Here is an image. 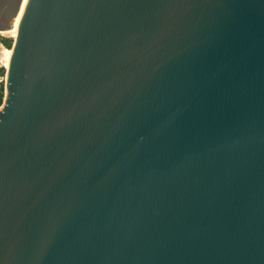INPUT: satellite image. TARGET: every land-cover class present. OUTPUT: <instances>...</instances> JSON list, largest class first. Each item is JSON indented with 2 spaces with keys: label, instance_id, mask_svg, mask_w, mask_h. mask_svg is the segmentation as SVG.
<instances>
[{
  "label": "water",
  "instance_id": "obj_1",
  "mask_svg": "<svg viewBox=\"0 0 264 264\" xmlns=\"http://www.w3.org/2000/svg\"><path fill=\"white\" fill-rule=\"evenodd\" d=\"M0 264H264V0H0Z\"/></svg>",
  "mask_w": 264,
  "mask_h": 264
},
{
  "label": "rangeland",
  "instance_id": "obj_2",
  "mask_svg": "<svg viewBox=\"0 0 264 264\" xmlns=\"http://www.w3.org/2000/svg\"><path fill=\"white\" fill-rule=\"evenodd\" d=\"M15 32L16 30H14L13 32L8 33H2L0 34V40L1 39H10L11 43H12V38H14L15 36ZM9 50V49H8ZM7 49H5L1 44H0V65L3 67L7 66ZM4 81V76L0 78V85L3 84Z\"/></svg>",
  "mask_w": 264,
  "mask_h": 264
},
{
  "label": "trees",
  "instance_id": "obj_3",
  "mask_svg": "<svg viewBox=\"0 0 264 264\" xmlns=\"http://www.w3.org/2000/svg\"><path fill=\"white\" fill-rule=\"evenodd\" d=\"M0 44L5 48L9 49L11 46V40L10 39H1ZM9 51V50H8ZM5 69L3 66L0 65V78L4 76ZM2 96H3V88L2 85H0V104L2 101Z\"/></svg>",
  "mask_w": 264,
  "mask_h": 264
},
{
  "label": "bare ground",
  "instance_id": "obj_4",
  "mask_svg": "<svg viewBox=\"0 0 264 264\" xmlns=\"http://www.w3.org/2000/svg\"><path fill=\"white\" fill-rule=\"evenodd\" d=\"M18 21H19V19H17L16 21H14V23H13V27H12L10 30H8V31H6V32H0V34H2V33L5 34V33H7V35H8V33L13 32L14 30H16V27H17ZM9 54H10V51H7V61H8V58H9Z\"/></svg>",
  "mask_w": 264,
  "mask_h": 264
}]
</instances>
